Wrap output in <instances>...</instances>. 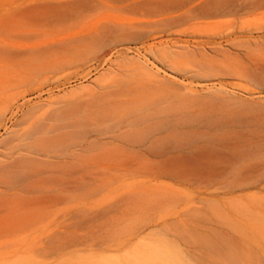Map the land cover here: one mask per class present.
I'll list each match as a JSON object with an SVG mask.
<instances>
[{
  "label": "rangeland",
  "instance_id": "obj_1",
  "mask_svg": "<svg viewBox=\"0 0 264 264\" xmlns=\"http://www.w3.org/2000/svg\"><path fill=\"white\" fill-rule=\"evenodd\" d=\"M0 209V264H264V0H0Z\"/></svg>",
  "mask_w": 264,
  "mask_h": 264
},
{
  "label": "bare ground",
  "instance_id": "obj_2",
  "mask_svg": "<svg viewBox=\"0 0 264 264\" xmlns=\"http://www.w3.org/2000/svg\"><path fill=\"white\" fill-rule=\"evenodd\" d=\"M5 210L0 209V237L4 235L5 231L8 229V226L12 223V220L14 219L13 218L11 220L12 215L9 216L10 213L12 214L13 208L11 210L12 212H10L9 214H8V211H5ZM59 262H62L63 264H82V263L73 261L72 258H66V259L60 260ZM83 264H216V261L212 259L203 261V260L196 259L193 257L185 258L183 260H176V261L169 260L166 258H161V257L159 258L144 257V258H133V259L120 258L115 263L104 261V260H93V261H87L86 263H83ZM242 264H250V262L247 260L245 263H242Z\"/></svg>",
  "mask_w": 264,
  "mask_h": 264
}]
</instances>
